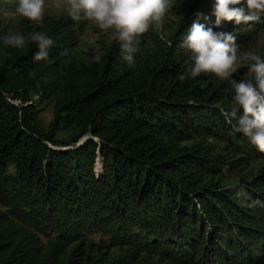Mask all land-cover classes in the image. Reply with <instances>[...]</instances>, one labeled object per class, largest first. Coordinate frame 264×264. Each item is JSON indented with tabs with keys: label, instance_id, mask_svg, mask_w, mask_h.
<instances>
[{
	"label": "trees",
	"instance_id": "trees-1",
	"mask_svg": "<svg viewBox=\"0 0 264 264\" xmlns=\"http://www.w3.org/2000/svg\"><path fill=\"white\" fill-rule=\"evenodd\" d=\"M209 19L213 31L225 30L222 23L216 26L214 16ZM64 24L56 21L18 31L25 37L43 32L53 40L48 59L40 61L34 59L39 50L35 42L28 40L22 48L5 46V34L0 33V207L26 224L19 213L26 203L38 217L32 229L40 232V223L48 220L51 211L49 204L54 201L64 211L72 209V204L77 208L79 200L88 195L86 181L95 171L103 173L106 181L89 197L109 199L111 210L116 207L112 204L115 197L127 206L139 199L147 208L150 200L157 204L156 209L164 200L167 206H174L173 182L182 172L159 138L184 140L198 133L199 125L192 116L199 113L198 120L209 125L202 112L208 103L222 102L230 110L231 83L210 80L212 75L203 73L189 76L191 55L182 44L191 25L174 48L156 47L146 55H137L130 67L121 48L113 45L99 53V61L94 59L98 54H90L85 61L63 60L70 42L61 34L58 37L56 30ZM240 39L236 36L238 45ZM181 75L186 78L181 80ZM30 76L54 93L55 110L64 113L67 125L77 132L71 143L54 140L52 134L32 126V107L20 91ZM9 166L13 174L6 172ZM203 205L219 222L214 207ZM165 207L161 205V210ZM252 213L248 220L264 223L262 206L257 204ZM5 214L0 211V264H97L88 254L76 261L74 255L64 257L56 249H39L27 230L13 225ZM61 218L60 214L54 220ZM242 252L224 255L223 260L239 264L236 259L250 262L259 258Z\"/></svg>",
	"mask_w": 264,
	"mask_h": 264
},
{
	"label": "rangeland",
	"instance_id": "rangeland-1",
	"mask_svg": "<svg viewBox=\"0 0 264 264\" xmlns=\"http://www.w3.org/2000/svg\"><path fill=\"white\" fill-rule=\"evenodd\" d=\"M52 4L53 0H45L44 19L40 24L65 23L56 30L58 37L63 36L70 42L62 54L63 60L85 61L90 54L102 53L111 45L121 48L94 23L83 19L74 21L66 11L52 7ZM214 4L215 0H174L163 26L140 37L134 58L146 55L156 47L174 48L193 23L210 27L209 16L215 17ZM17 6L18 0H0L1 34L37 25L18 15L5 14L14 13ZM224 22L223 32L241 37V52L254 51L264 60V13L258 21L247 24ZM248 72L247 67H242L232 78L244 81L251 78ZM29 78L20 91L32 107V126L43 134H52L54 140L71 143L77 132L67 125L65 114L55 110L54 93L43 89L34 76ZM211 79L218 80L213 75ZM225 108L222 102H212L202 109L209 125L198 120L199 113L192 116V121L199 125L198 133L187 139L159 138L182 172L181 178L173 182L174 206H167L164 200L156 209L157 204L150 200L147 208L142 199L127 206L117 202L115 197L112 204L116 207L111 210L109 199L89 197L94 188H103V181H106L103 173L95 171L86 181L88 195L79 200L77 208L72 204V209L64 211L58 209L54 201L49 204L51 211H48V220L40 223V232L32 229V224H38V217L26 208V203L19 212L26 218V224L10 217L4 208L0 207V211L6 213L13 225L25 228L39 249H56L64 257L74 255L76 261L88 254L97 264H226L223 256L239 253L241 249L243 255L246 251L247 255H258L259 258L257 261L250 259V262L236 259L239 264H264V223L247 219L253 218L252 210L257 204L264 209V153L242 133L232 130L235 121L227 122L222 114L228 111ZM82 140L75 145H80ZM6 172L13 174L12 166ZM203 203L214 207L219 222ZM161 205H166L163 211ZM225 205L228 208H224ZM60 214L63 220L55 221Z\"/></svg>",
	"mask_w": 264,
	"mask_h": 264
},
{
	"label": "clouds",
	"instance_id": "clouds-1",
	"mask_svg": "<svg viewBox=\"0 0 264 264\" xmlns=\"http://www.w3.org/2000/svg\"><path fill=\"white\" fill-rule=\"evenodd\" d=\"M174 0H53L52 7L62 9L74 20L94 23L109 34L110 41L121 45L124 60L134 66V54L138 51L140 37L150 30H159ZM45 0H18L14 13L35 24L44 19ZM216 26L222 22L236 24L255 22L264 13V0H215ZM5 46L22 48L31 40L38 46L36 61L47 60L53 40L43 32L29 33L28 37L9 32L3 36ZM182 47L190 52L192 64L189 76L213 75L229 81L234 90L230 110L222 112L228 123L235 121L233 131L242 133L259 152L264 153V60L254 51H243L231 32H216L211 27L193 23L184 38ZM100 60V54L94 57ZM247 67L251 79L241 82L231 80L233 74ZM186 77L180 76L181 80ZM242 109V114L240 110Z\"/></svg>",
	"mask_w": 264,
	"mask_h": 264
}]
</instances>
